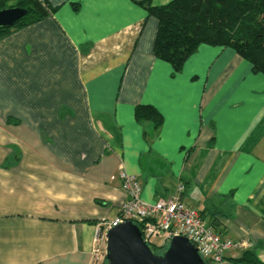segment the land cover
Instances as JSON below:
<instances>
[{"label": "crops", "instance_id": "obj_1", "mask_svg": "<svg viewBox=\"0 0 264 264\" xmlns=\"http://www.w3.org/2000/svg\"><path fill=\"white\" fill-rule=\"evenodd\" d=\"M39 1L52 14L0 40V264H90L121 171L148 203L182 183L212 231L246 244L227 264L264 262V75L209 45L174 74L144 0Z\"/></svg>", "mask_w": 264, "mask_h": 264}, {"label": "trees", "instance_id": "obj_2", "mask_svg": "<svg viewBox=\"0 0 264 264\" xmlns=\"http://www.w3.org/2000/svg\"><path fill=\"white\" fill-rule=\"evenodd\" d=\"M9 1L13 5L6 7ZM145 4L148 14L158 21L154 56L169 63L174 74L182 71L200 45H209L234 50L251 64L253 73L264 75V0H171L161 6H152L150 0L140 3ZM14 7L27 10V15L11 28H0V40L54 11L39 0H0V10ZM134 116L138 122L152 121L155 129L163 123L161 114L149 105L137 106ZM262 206L264 213V203ZM230 262L264 264L251 251Z\"/></svg>", "mask_w": 264, "mask_h": 264}, {"label": "built area", "instance_id": "obj_3", "mask_svg": "<svg viewBox=\"0 0 264 264\" xmlns=\"http://www.w3.org/2000/svg\"><path fill=\"white\" fill-rule=\"evenodd\" d=\"M119 179L126 199L120 207L119 216L103 223L97 231L96 247L92 251L90 264H105L106 233L126 221L139 227L143 240L152 249L167 248L174 237L186 238L198 250L206 264H226L227 252L246 246L244 242H233L212 231L200 212L187 206L181 199L185 190L182 183L178 184L175 196L148 203L141 197L142 186L135 176L121 171Z\"/></svg>", "mask_w": 264, "mask_h": 264}, {"label": "water", "instance_id": "obj_4", "mask_svg": "<svg viewBox=\"0 0 264 264\" xmlns=\"http://www.w3.org/2000/svg\"><path fill=\"white\" fill-rule=\"evenodd\" d=\"M27 10L4 8L0 10V28H11ZM105 264H206L198 250L183 237L170 240L162 254H156L143 240L139 227L126 221L106 233Z\"/></svg>", "mask_w": 264, "mask_h": 264}, {"label": "rangeland", "instance_id": "obj_5", "mask_svg": "<svg viewBox=\"0 0 264 264\" xmlns=\"http://www.w3.org/2000/svg\"><path fill=\"white\" fill-rule=\"evenodd\" d=\"M13 5V2H11V1H9V2H7L6 3V7H10V6H12ZM156 241H158V239H155ZM166 249V247L164 248V249H160V253L159 254H161V253H163V251ZM105 263V262H104Z\"/></svg>", "mask_w": 264, "mask_h": 264}]
</instances>
